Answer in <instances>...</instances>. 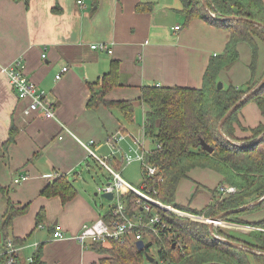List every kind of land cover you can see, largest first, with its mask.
Wrapping results in <instances>:
<instances>
[{
  "label": "crops",
  "instance_id": "0c3cea01",
  "mask_svg": "<svg viewBox=\"0 0 264 264\" xmlns=\"http://www.w3.org/2000/svg\"><path fill=\"white\" fill-rule=\"evenodd\" d=\"M77 1L0 0V70L21 60L27 78L48 93L55 109L52 120L38 112L25 115L28 100L19 101L0 72V221L9 203L15 208L27 205L9 231L10 237L23 241L18 264H28L40 248L44 264L98 263L101 256L73 237L106 214L92 201L91 190L99 179L93 177L89 161L104 171L102 185L110 177L80 143L92 140L89 147L94 154L130 181L138 162L126 165L122 156L130 146L147 140L143 125L148 106L140 100L143 88L200 89L208 63L223 53L230 37L202 18L185 22L180 0H82V5ZM99 43L108 45L111 54L90 49ZM112 61L118 63L117 86L102 97L111 104L131 105V119L113 105L88 106L91 95L101 91ZM65 67L66 73L56 79ZM238 119L247 130L263 123L254 103L243 107ZM10 131L14 140L2 147ZM242 132L235 128V135ZM113 136H123L118 140L121 152L113 153L106 145ZM60 176L77 193L67 203L40 194ZM56 224L65 239L53 240Z\"/></svg>",
  "mask_w": 264,
  "mask_h": 264
},
{
  "label": "trees",
  "instance_id": "16d2710c",
  "mask_svg": "<svg viewBox=\"0 0 264 264\" xmlns=\"http://www.w3.org/2000/svg\"><path fill=\"white\" fill-rule=\"evenodd\" d=\"M180 2L185 22L202 18L208 24L225 30L230 37L223 53L208 63L200 89L178 86L143 88L140 100L148 106L143 130L151 145L145 153V160L155 166L157 172L152 177L141 173V191L175 210L206 220L219 217L221 222L250 229L247 232L239 230L241 234L237 237L217 227L210 231L203 221L156 210L164 227L157 236L151 235L149 231L143 232L148 242L142 250L136 249L130 237L122 242H91L88 249L101 256L97 264H264V86H259L264 71L260 78L254 79L258 44L264 47V4L261 0ZM239 44L248 45L252 51L249 66L252 70L255 68L248 80V87L242 90L223 86L217 90V76L238 60ZM117 67L118 63L112 61L110 71L100 85L101 91L91 95L88 106L113 105L123 116L131 119V105L111 104L102 97L117 86ZM249 103L256 105L263 123L247 130L240 126L238 116L241 108ZM236 104V109L229 114ZM236 127L251 133L250 138L237 140ZM9 135L2 147L13 142V131ZM200 142L208 144L213 152H204ZM193 169H207L220 177L211 202L203 210L175 204L178 184L188 180ZM222 185L234 188L235 192L221 196L218 188ZM198 192L200 189L197 188L195 194ZM216 193L220 198H215ZM40 194L47 198L58 196L62 203H67L77 193L72 183L60 176ZM122 200L128 217L135 211L140 212L134 193L122 197ZM26 211L27 205L15 208L9 203L6 208L0 221V264H6L8 242L11 241L15 247L23 244V241L10 237L9 231L13 220L23 216ZM256 214L260 215V219L251 218ZM103 217L112 218L110 210ZM42 218L43 211L36 217L37 226ZM151 249L154 254L150 253ZM42 256L40 248L28 264H44Z\"/></svg>",
  "mask_w": 264,
  "mask_h": 264
},
{
  "label": "built area",
  "instance_id": "2783aa9c",
  "mask_svg": "<svg viewBox=\"0 0 264 264\" xmlns=\"http://www.w3.org/2000/svg\"><path fill=\"white\" fill-rule=\"evenodd\" d=\"M77 4L82 5V0H78ZM179 28L176 27L175 30ZM92 51L106 52L111 54V49L108 45L104 43H99L92 45L90 47ZM67 68L61 69V73L58 74L55 78L60 79L61 75L66 73ZM0 72L7 77L8 84L10 88L14 91L17 99L28 100V107L24 110V114L28 115L30 113H39L43 118L52 120L55 117V109L53 103H50L48 100V93L39 88L37 85H34L24 73V65L22 61H16L10 65L1 68ZM123 136H113L109 138L106 142V145L113 151V153L121 152V147L118 146V140H121ZM60 139V138H59ZM117 141V142H116ZM93 141H89L86 144H81L82 147H85L90 156H92L96 162H100L103 168L107 171L110 182L98 188L97 193H111L115 204L113 208L111 207L110 212L112 218L105 219L101 217L96 221H93L89 224L83 226L81 231L75 235L73 238L77 240L82 247L87 249L91 242L102 244L109 242L124 241L128 237L131 238V242L135 243L137 241H142L143 244H147L148 239L144 236V231H149L153 236H157L160 229L164 227V224H161L159 217L156 214V210L167 211L175 216L186 218L189 220L203 221L202 219L190 215L181 210H175L173 207L164 205L159 201L150 197L147 193L145 194L141 191L140 188H134L131 184L127 183L120 175L117 170H113L107 162L98 158L93 150L90 149V145H93ZM144 145L137 144L136 147L130 146L129 149L123 153L122 161L126 165H130L132 162H138L141 164L142 172L147 177H152L156 172L157 168L145 160ZM25 177L20 180H16V183L24 181ZM219 194L228 195L235 192V189L222 185L218 188ZM134 193L136 196V204L140 206V212L131 214L130 217L126 214V207L124 206L122 197ZM209 219L203 221L207 223ZM41 227V226H40ZM39 227V228H40ZM65 239L62 228L56 224L54 227L53 240H62ZM19 248L15 247L11 241L6 245V264H18V252ZM32 260L29 259V262Z\"/></svg>",
  "mask_w": 264,
  "mask_h": 264
},
{
  "label": "rangeland",
  "instance_id": "374dc122",
  "mask_svg": "<svg viewBox=\"0 0 264 264\" xmlns=\"http://www.w3.org/2000/svg\"><path fill=\"white\" fill-rule=\"evenodd\" d=\"M237 51H239L238 60L234 62L230 68H227L219 72L217 76V82H221L224 88L234 86L236 88L245 90L248 87V84L246 83L247 82L246 79L248 78V75L249 76L252 75L255 66H256V70L254 73V79L260 77V75L262 74V71L264 69V47L263 46L260 47V45L258 44V57H257L258 59L255 63V66L253 67V70L249 66L252 60V51H250L249 46L246 44H242V45L240 44V47L237 49ZM248 105L249 104H246L243 107L245 108ZM243 111H246V109L245 110L243 109ZM243 132L239 136L235 135L237 140L242 141L244 139L250 138L251 133H249L248 131L246 132L243 131ZM89 162L91 164V169H92L91 172L93 177L99 179L97 183H95V180H92V182L95 183L91 190L92 201L94 202L95 206L100 209V212L106 213L115 204V201L106 200L105 198L102 197V193L100 194L97 193V189L103 186L102 184H104V177L101 176L104 173V171L101 170L102 168H100V166L98 167L96 163L91 161ZM141 173H142L141 164L136 163V165H134L131 170V176H133V178L130 181L127 178L124 179H127L125 181L131 184L134 188H140L142 185ZM189 174H190L189 179L180 182L176 188L177 191L175 196V204L180 205L182 207H190L191 209L193 206L194 207L193 209L198 208L197 210L200 209L203 210V208L207 207V205L211 202V199L213 197V191L217 190L220 177L218 174L213 173L207 169L206 170L193 169ZM197 188L200 189V192L195 194ZM95 194L97 195L95 196ZM214 196L217 199L219 197L217 193ZM135 213H137V211H135L134 214ZM200 219H202L203 221L206 220L203 218ZM215 227L229 234H233L237 237H239L241 234L239 230H237L239 226L237 228L226 222H221V223L218 222ZM243 232H247V231H243ZM150 253L154 254L155 252L153 251V249H151Z\"/></svg>",
  "mask_w": 264,
  "mask_h": 264
},
{
  "label": "water",
  "instance_id": "95a60500",
  "mask_svg": "<svg viewBox=\"0 0 264 264\" xmlns=\"http://www.w3.org/2000/svg\"><path fill=\"white\" fill-rule=\"evenodd\" d=\"M260 81H261V82H260L259 86H264V77H263ZM222 87H223L222 83H221V82H218L217 90H218V89H221ZM248 95H249V94H248ZM248 95L246 96V98L249 97ZM237 105H238V104L234 105V107L229 111V114H230L232 111H234V109H236ZM225 118H226V117H224L221 121H223ZM200 143H201V148H202V150H203L204 152H205V151H206V152H209V153H212V152H213V149H212L208 144L203 143V142H200ZM144 145H145L144 150H145L146 152H148V151H149V146H150V145H149V140H148V139L145 140ZM96 195H97V194H95V196H96ZM102 197L105 198L106 200H109V201H111V200L113 199V195H112L111 193H103V194H102ZM218 222L221 223L219 217H214V218H210L209 221H208L206 224L208 225L209 230L211 231V229H212L213 227H215L216 224H217ZM230 245H232V246H234V247H238L237 245H235V244H233V243H230ZM135 247H136V249L139 251V250H142V249L144 248V244H143L142 241H137V242L135 243ZM148 260H149V261H152V258H151V257H148Z\"/></svg>",
  "mask_w": 264,
  "mask_h": 264
},
{
  "label": "bare ground",
  "instance_id": "6f19581e",
  "mask_svg": "<svg viewBox=\"0 0 264 264\" xmlns=\"http://www.w3.org/2000/svg\"><path fill=\"white\" fill-rule=\"evenodd\" d=\"M248 229H250V228H248Z\"/></svg>",
  "mask_w": 264,
  "mask_h": 264
}]
</instances>
